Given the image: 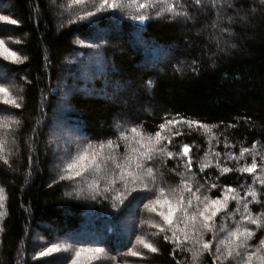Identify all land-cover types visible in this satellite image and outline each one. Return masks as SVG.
<instances>
[{"label": "trees", "instance_id": "obj_1", "mask_svg": "<svg viewBox=\"0 0 264 264\" xmlns=\"http://www.w3.org/2000/svg\"><path fill=\"white\" fill-rule=\"evenodd\" d=\"M64 2L56 0L57 5ZM179 3L183 7L178 10L188 18L169 13L157 17L153 12L137 21L127 10H113L76 21L71 12L50 0H0V15L17 21L0 25V38L12 41L14 51L26 57L18 64L0 59V76L14 77L18 93H12L23 98L19 109L0 103V113L22 122L13 133L14 144L10 136L13 154L9 164L0 161V189L5 196L0 206V264H38L35 260L45 243L56 242L102 247L108 258L104 264H193L187 250L192 245L177 248L164 241L163 234L151 235L156 229L141 224V220L160 222V218L144 208L147 200L129 203L137 193L113 207L115 193L105 198L104 180L98 193L75 196L71 192L75 180L60 179L59 154L52 152L48 128L50 117L59 109L57 100L64 96L54 90L61 76L79 91L66 97L68 112L59 116L69 128H65L66 136L81 139L82 145L118 141L120 132L133 126L154 134L168 119L218 125L210 132L195 125L191 129L183 123L172 125L169 127L179 129L182 135L172 136L171 144L163 143L174 153H180L184 144L191 146L196 182L204 183L205 178L213 182L219 176L215 182L236 188L241 196L248 186L255 187L261 203L252 202L249 208L253 214L264 213V187L253 184L254 176L264 171V0H217L215 7L212 0ZM218 18L224 20L220 26L215 24ZM207 27L213 36L203 32ZM219 39L229 49L221 51ZM139 41L144 43L139 45ZM159 55L165 57L160 64L149 63L151 56ZM96 66L103 73H97ZM0 83L5 84L1 79ZM161 135H169L168 129ZM119 143L118 155L125 152L124 142ZM254 143L261 165L257 173L235 171L251 163L252 157L245 154L239 160H228L227 166L234 171L220 176L214 166L215 152L221 153L218 159L224 163L226 153L239 157L241 147L251 149ZM69 146L70 154H75V148ZM205 152L213 166L201 173L199 164L205 162ZM185 159L169 158L166 166L158 162L156 166L164 172V179L175 185L180 180L176 172L185 171ZM173 168L176 171L170 172ZM219 193L216 188L208 194L215 197ZM137 202L139 211L132 218L130 209ZM236 207L232 201L228 211ZM239 220V213L233 219L222 212L215 223L217 229L225 222L235 228L234 221ZM258 230L253 236L256 243L264 239V227ZM142 234H147L158 252L136 244V236ZM36 235L45 242L32 241ZM204 238L209 240L212 234L206 233ZM133 248L143 256L127 255ZM199 264H213L212 255L205 252Z\"/></svg>", "mask_w": 264, "mask_h": 264}, {"label": "snow or ice", "instance_id": "obj_2", "mask_svg": "<svg viewBox=\"0 0 264 264\" xmlns=\"http://www.w3.org/2000/svg\"><path fill=\"white\" fill-rule=\"evenodd\" d=\"M197 4L201 0H195ZM52 5L63 8L65 11L71 12L76 21H85L96 18L98 13L105 11L118 10L120 12L128 11L132 19L144 21L153 12L155 16L161 17L165 13L171 14L173 17L188 18V14L179 11L183 5L179 0H65L64 3L56 4V0H50ZM217 0H212L215 7ZM227 6H231L229 3ZM219 15V13H218ZM222 18V17H221ZM231 21V17H228ZM0 21L16 24L17 21L11 19L7 15H0ZM69 22H75L70 20ZM0 57L13 63H21L26 57H21L16 51L9 48L4 38H0ZM23 98L13 95L9 86L0 83V102L4 105L13 106L16 109L21 108L19 102ZM186 124L190 129L195 125L198 129L211 131L213 127L218 125H207L200 121L192 120H172L168 119L165 123L159 125V129H168L169 135H161V131L154 134L144 133L139 126H133L120 132L118 141L107 140L99 144L89 142L81 145L72 137H66L67 145H74L76 152L69 159L64 160V167L61 169L64 175L60 179L74 180L76 177L86 179L88 174L92 177V182L88 184L90 190L99 192V180L105 181L103 194L105 198H109L107 194L115 193L111 198L114 200L113 207H118L132 196L129 203L135 201L147 200L144 208L155 213L160 218V222L155 219L141 220L142 225H148L157 231L151 233L153 236L163 234V240L174 243L177 248H183L185 244H190L187 250L191 252L193 264H199L200 258L205 252L213 257V264H264V239H261L254 250H250L248 241L255 236V231L245 225H255L257 228L264 227V213L253 214L249 208L252 202L261 203L260 193L253 186H248L245 194L240 195L236 188L228 185H219L217 182L219 176L215 177V181L209 182L205 178L204 183L194 180L195 173L192 172V157L189 155L191 146L184 144L180 153H174L168 150L164 141L171 144L172 136L182 135L179 129L173 131L172 125ZM22 122L13 115L0 116V161L5 165L9 164L13 154L12 148L9 146V136H12V143H15L13 133L19 129ZM119 127V125H117ZM234 127V125H230ZM119 141L124 142L125 152L117 154L120 147ZM219 143V141H217ZM229 145L225 143V148ZM110 151L105 153L104 149ZM65 156L68 155V148L64 149ZM245 154L252 157L250 164L245 163L235 169V171L248 174L257 173V152L256 144L252 148L241 147L240 155L237 157L234 153L225 154V162L220 159L221 153L215 152V168L220 176L234 171L233 168L227 166L228 160H239ZM209 152H205V162L199 164V171L204 172L206 168L213 166L211 160L206 158ZM180 157L184 160V172H176L180 177L177 184L171 185L164 179V172L156 166L158 162L161 166H166L169 158ZM153 162V163H149ZM170 172L176 170L169 169ZM259 183L264 187V171L254 176L253 184ZM220 188L219 195L212 197L208 193L212 189ZM0 189V193H2ZM251 197V200H248ZM95 198V197H93ZM3 196L0 195V201ZM235 201L237 207L231 212L228 211L230 202ZM241 205L243 210L241 211ZM225 213L226 218H233L237 213L240 215L239 221L235 222V228L226 229L223 225L219 229L216 226V217ZM3 213H0L2 216ZM0 231H3L0 228ZM224 231L226 234L220 238L219 232ZM170 233V234H169ZM211 233L212 238L206 240L205 234ZM182 234V235H181ZM147 234L137 235L136 244L147 249L151 253H156L159 249L156 245L146 238ZM213 242H215V251H213ZM56 253L66 254L63 257L65 264H93L96 261H102L107 258L105 249L102 247H85L76 246L71 243H53L44 247L39 252L40 257H50ZM127 255L132 257H142L141 251L129 249ZM127 264V261L125 262Z\"/></svg>", "mask_w": 264, "mask_h": 264}, {"label": "rangeland", "instance_id": "obj_3", "mask_svg": "<svg viewBox=\"0 0 264 264\" xmlns=\"http://www.w3.org/2000/svg\"><path fill=\"white\" fill-rule=\"evenodd\" d=\"M4 9V8H2ZM6 10V9H5ZM99 14V13H98ZM97 14V15H98ZM119 14V13H118ZM117 14V15H118ZM222 23H224V20L221 19V18H218L216 20V25H221ZM9 23L7 22H3V21H0V25L1 26H5ZM214 28H216V26L214 25L213 26ZM3 31V30H2ZM209 31L210 35L213 36V33H211L210 31V28L207 27L206 29L203 30L204 33H207ZM6 41V44L9 48H11L12 50H14V48L12 47V41H10L9 39H5ZM220 41V42H219ZM218 43L220 44V50H227L229 49V47L227 46L228 44H225L222 40L219 39ZM144 43V41H139V45H142ZM165 57L164 56H161L159 55L158 58L154 57V56H151L150 57V62H153L156 64H160L163 59ZM1 60H4L3 57H0ZM6 61L7 63H10V64H18V63H13L11 61H7V60H4ZM103 66V65H102ZM92 67V65H91ZM96 72L97 73H103L102 70H101V67L99 66H96ZM81 78V77H80ZM0 79L2 81L5 82V84L7 86L10 87V90L13 92V93H18V86H17V82L15 80V78H10V77H6L4 78L3 76H0ZM79 79V78H78ZM56 90V92H62V94H64V96H60L57 100V105L59 106V109L56 110V113L55 114H52V116L50 117L52 120H51V125L49 126L48 130H50V142L53 144V149H52V152H55V150L57 151V153L59 154V156L57 157V164L61 163L60 164V172H59V176L61 175H64L65 173H62L61 172V169L64 167V160L66 159H69L71 157V154H70V151L72 147H70L69 145L66 144V131H65V128L69 129L67 127V124L62 121V119L60 118V113L63 115L65 112H68V109L65 108L66 106V97L67 96H70V94H74V93H77L79 90L75 89L74 85H67L66 81H65V78L64 77H60V84L59 86L57 87V89H54ZM80 92H82L80 90ZM84 93H88L87 91H83ZM89 96V95H88ZM2 103V102H0ZM3 104V103H2ZM10 106V105H9ZM62 110V112H61ZM5 114L4 113H0V116H4ZM10 115V114H9ZM49 132V131H48ZM68 137H72L74 138L75 140H77L79 143L81 141V139L77 138V137H73L71 135L68 134ZM9 141H10V136H9ZM82 145V144H81ZM75 148L74 145H71ZM65 147L68 148V155L65 156V152H64V149ZM75 151H76V148H75ZM74 155V154H72ZM86 175V179H81L80 177H76L74 180H75V184H73L72 186V191L74 193L75 196H82L83 194L87 195V196H91L92 194L94 193H98L96 191H93V190H90L88 188V184L92 182V177L88 174H85ZM65 180V179H64ZM68 182H69V179H66ZM70 181H73V180H70ZM100 182L101 180H99V187L101 189V185H100ZM72 193V195H73ZM0 195L3 196V200L0 201V206L4 204L5 202V196L2 193H0ZM73 195V196H74ZM139 206H140V202H137L135 203V205H133V207L130 209V214L133 215L132 218L135 217L136 213L139 211ZM229 206V205H228ZM2 213V212H0ZM155 214V213H154ZM220 215V214H219ZM218 215V216H219ZM2 217V216H0ZM131 219V218H130ZM223 226L226 228V229H233V227L229 224V222H225L223 224ZM247 227H250L252 228L254 231H255V234L260 231L258 230V228L255 226V225H251V224H247L245 225ZM128 232H131L132 230L131 229H127ZM221 232V231H220ZM220 232H219V235H220ZM224 235L226 234L224 231H223ZM222 233V234H223ZM224 235H221L222 237ZM220 236V237H221ZM32 241L34 242H38L40 241L42 244L45 242L44 239H41L38 235L32 237ZM258 241H255L254 240V237L251 238V240L248 241V244L250 246V250H254L255 247L258 245V243H256ZM56 243H66V242H56ZM53 244V243H52ZM213 244H215V242H213ZM51 244H47L45 243L44 247H47V246H50ZM43 250V249H42ZM66 254L64 253H56V254H53V256H50V257H40L39 255L37 256L36 260L35 261H39L38 264H43L44 262H48V261H54L55 264H65L64 260H63V257L65 256ZM136 258V257H134ZM138 258V257H137ZM108 260V258H105L104 260L102 261H96V262H93V264H104L106 261ZM227 262V261H226Z\"/></svg>", "mask_w": 264, "mask_h": 264}]
</instances>
